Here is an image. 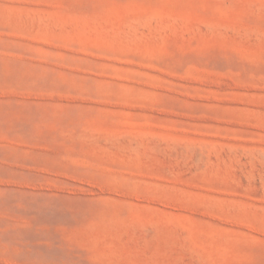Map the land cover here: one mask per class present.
<instances>
[{"label": "rangeland", "instance_id": "374dc122", "mask_svg": "<svg viewBox=\"0 0 264 264\" xmlns=\"http://www.w3.org/2000/svg\"><path fill=\"white\" fill-rule=\"evenodd\" d=\"M0 264H264V0H0Z\"/></svg>", "mask_w": 264, "mask_h": 264}]
</instances>
